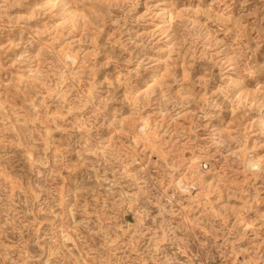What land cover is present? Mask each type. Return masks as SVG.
Segmentation results:
<instances>
[{
	"label": "rangeland",
	"instance_id": "rangeland-1",
	"mask_svg": "<svg viewBox=\"0 0 264 264\" xmlns=\"http://www.w3.org/2000/svg\"><path fill=\"white\" fill-rule=\"evenodd\" d=\"M0 264H264V0H0Z\"/></svg>",
	"mask_w": 264,
	"mask_h": 264
},
{
	"label": "bare ground",
	"instance_id": "bare-ground-1",
	"mask_svg": "<svg viewBox=\"0 0 264 264\" xmlns=\"http://www.w3.org/2000/svg\"><path fill=\"white\" fill-rule=\"evenodd\" d=\"M75 11V10H74ZM77 11V10H76ZM81 18V17H80ZM70 23V22H69ZM7 26V25H6ZM41 41V40H40ZM46 43V42H45ZM75 51V50H74ZM67 52V51H66ZM73 53V52H72ZM74 57V56H73ZM35 70V69H34ZM48 94V93H47ZM137 124V123H136ZM184 180V179H183Z\"/></svg>",
	"mask_w": 264,
	"mask_h": 264
}]
</instances>
